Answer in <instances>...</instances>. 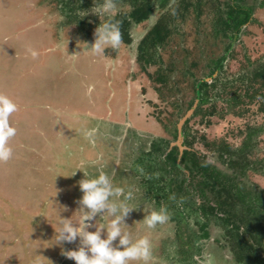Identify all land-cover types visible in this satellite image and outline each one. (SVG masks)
<instances>
[{
	"label": "rangeland",
	"instance_id": "374dc122",
	"mask_svg": "<svg viewBox=\"0 0 264 264\" xmlns=\"http://www.w3.org/2000/svg\"><path fill=\"white\" fill-rule=\"evenodd\" d=\"M114 4L112 16H129L130 3ZM95 7L78 13L94 25L84 37L75 32L77 25L66 23L61 12L65 6L58 2L0 0V95L17 105V111L9 118L10 125L16 128L15 136L8 141L12 156L0 162V264H75L61 249H78L79 238L73 243L53 245L54 229L58 230L60 216L73 223L81 221L84 213L77 203L82 196L77 181L83 178V172L77 169L84 168L90 176L96 175L92 162L98 157L102 158L103 170L112 176L114 186L134 193L129 206L137 209L129 213L127 225L121 227L133 240L149 236L153 245L151 264H237L221 220L200 216L201 211L187 217L190 213L185 210V223L179 227L170 212L176 207L169 209L163 196L158 200L154 193H146L144 169L150 163H164V155L157 154L153 142L177 143L174 130L185 117L180 120L177 114L184 113L195 97L193 83L206 76L207 63L227 53L228 40L215 46V41L202 38V34L198 36L200 32L212 37L214 26L208 17L198 32L192 18L186 24L178 21L175 34L188 32L182 49L184 52L189 48L186 59L182 60L183 52L172 59L170 52L175 47L171 45L159 49L160 64L141 63L138 45L166 13L157 8L149 21L130 26V44L121 40L118 48L106 47L103 53L93 54L88 45L94 43L96 28L107 18L91 14ZM254 18L256 24L243 29L227 54L224 76L228 78L236 79L250 67L249 60L253 69L264 65V10L256 9ZM195 40H201L200 46ZM32 52L36 53L35 58ZM171 59L179 62L169 73V83L164 85L157 81L158 68L166 69ZM194 62L198 66L190 65ZM187 72L194 74L184 75ZM229 92L243 91L238 86ZM250 92L255 97L254 101L246 99L249 110L244 117L232 113L224 118L211 117L210 126L197 117L190 121L191 132H203L211 142L226 139L235 147L241 146L247 125L264 124V89L257 91V95L252 89ZM224 103L218 102L219 110ZM93 129L91 143L85 133ZM182 137L180 143L184 142V134ZM258 139L259 147L251 155L255 163L264 158V133ZM203 143L201 146L196 141L194 146L207 153L208 160L222 173H229L218 154L208 151ZM150 151L155 160L149 158ZM76 170L74 176L67 177ZM229 174L236 184L258 194L263 192L264 197V172H249L243 177L237 176V172ZM200 202L199 198H192L189 209L199 208L195 204ZM144 206L145 211L168 208L169 221L147 229L142 221ZM96 221L99 227L105 226L99 216L89 223L95 225ZM198 222L209 223L208 237H203Z\"/></svg>",
	"mask_w": 264,
	"mask_h": 264
},
{
	"label": "trees",
	"instance_id": "16d2710c",
	"mask_svg": "<svg viewBox=\"0 0 264 264\" xmlns=\"http://www.w3.org/2000/svg\"><path fill=\"white\" fill-rule=\"evenodd\" d=\"M58 2L59 5L65 6L63 12L68 25H77V35L84 37L90 33L91 22L79 12H87L92 7L98 6L104 0H49ZM125 1L130 3L132 9L128 17H122L116 13L114 16L107 17L105 22L117 24L121 34L122 42L131 43L128 29L130 26L141 25L149 21L159 8L166 10L153 24L150 31L141 40L138 45V58L141 63L160 64L161 58L158 56L160 48H168L171 45L175 47L170 53L172 59L181 55L183 45L188 36V32L177 31L178 21L183 24L193 19L197 32L204 24L208 17L212 20L214 28H211L212 37L205 33L202 38L224 43L225 39L229 42L226 48V54L213 58L206 67L208 68L205 77L198 79L193 83L195 97L189 102L184 113L177 114L181 120L189 110H191L199 101L193 116L183 127L184 142L183 150L172 141L158 143L153 142V147L157 154L162 153L165 157L164 163L149 164L144 166L147 174L146 193L155 194V198L160 200L163 196L169 209L175 206L172 218L177 221L179 227L185 220V213H190L187 217L200 213L205 218H217L225 226L224 237L228 240V246L232 249L237 264H264V197L255 191L246 189L235 183V178H231L229 173L237 172L239 177L247 176L249 172H264V158L262 162H253L251 155L259 147V136L264 133V124L262 126L247 125L244 140L239 147L233 146L226 139L220 141L209 140L205 133L198 131L191 132L189 128L190 121L194 118L201 117V123L210 126L211 117L224 118L229 114L244 117L248 112V98L254 101L255 96L250 95V89L257 91L264 89V65L260 68L253 69L249 60V66L242 70L235 79L228 78L225 73V62L227 54L232 50L234 41H236L243 29L252 24H256L254 14L256 9L264 10V0L260 3H253L251 0H113L114 3ZM256 1V0H252ZM211 8V10H209ZM163 14V13H162ZM204 19V21H202ZM77 23V24H75ZM87 23V24H86ZM188 23V22H187ZM89 31V32H88ZM74 32V33H75ZM199 38V37H198ZM201 40H195L200 46ZM217 43V44H218ZM201 53L203 50L199 49ZM189 48H186L182 54V60L186 59ZM171 59V60H172ZM179 60H172L169 66L164 69L163 66L158 68L157 81L167 85L170 80L169 73L173 67L178 64ZM198 66V62L190 64ZM191 70V68H187ZM194 73L187 72L184 75L193 76ZM208 79H212L210 83ZM260 85L258 88L257 85ZM241 86L243 92H229L230 90ZM230 95V98H228ZM257 95V94H255ZM224 101V108L219 110L218 102ZM244 107V108H243ZM243 108V109H242ZM261 112L264 113V102L261 105ZM208 119V120H207ZM174 141L178 142V127L174 130ZM218 154L223 160V165L227 168L226 172L220 170L208 160V154L202 153L200 148H196L195 142ZM163 143V144H162ZM165 146V147H163ZM216 147L215 149H213ZM167 148V149H166ZM149 158L154 159L153 152H149ZM142 160V159H141ZM155 160V159H154ZM155 165V166H153ZM252 191V192H251ZM254 193V194H253ZM199 198L200 204L197 209H189L188 203L192 198ZM161 205V202L158 201ZM170 205V206H169ZM159 207V206H158ZM187 219V218H186ZM200 222V221H199ZM198 222V224H200ZM208 222L200 224V230L203 237H208Z\"/></svg>",
	"mask_w": 264,
	"mask_h": 264
},
{
	"label": "clouds",
	"instance_id": "9594fccd",
	"mask_svg": "<svg viewBox=\"0 0 264 264\" xmlns=\"http://www.w3.org/2000/svg\"><path fill=\"white\" fill-rule=\"evenodd\" d=\"M114 11L113 0H104L91 14L100 19L105 16L111 17ZM120 44L121 34L118 25L100 22L95 30V41L88 45V50L93 54H101L106 47L116 49ZM32 56L35 58L36 53L32 52ZM16 111L17 105L9 97L0 95V162L8 161L12 156L8 141L15 136L16 128L10 125L9 118ZM94 133L95 129L85 133L91 143H94L92 140ZM101 159L98 157L92 162L97 172L94 176H90L84 168L77 169L83 172V178L77 181L82 193L77 203L84 215L77 223L60 216L58 230L54 229L55 243L53 245L73 243L79 238L78 249L67 251L61 249L62 254L74 260L75 264H151L153 245L149 236L145 235L133 240L131 235L123 231L121 227L122 224L127 225L125 219L129 213L137 209L129 206L134 193L131 190L126 191L123 187L114 186L112 176L103 170L104 165L100 163ZM77 170L67 177L74 176ZM143 211L145 212L143 224L150 230L167 223L170 219L164 206L159 209L148 208L147 211L144 206ZM97 216L99 221L104 223L103 228L98 226V220L95 225L89 223L96 220ZM93 227L96 230L89 231Z\"/></svg>",
	"mask_w": 264,
	"mask_h": 264
},
{
	"label": "water",
	"instance_id": "95a60500",
	"mask_svg": "<svg viewBox=\"0 0 264 264\" xmlns=\"http://www.w3.org/2000/svg\"><path fill=\"white\" fill-rule=\"evenodd\" d=\"M208 81H209V80H208ZM209 82H210V81H209ZM198 103H199V101H196V103L194 104L193 108L187 112V114L185 115V117H184V118L181 120V122L179 123V126H178L179 139H178V142H177L176 145H178V146L181 148V150H183L182 142L180 143V141H182V138H183V137H182V136H183L182 128H183L185 122H186L190 117L193 116V114H194V112H195V110H196V108H197V106H198Z\"/></svg>",
	"mask_w": 264,
	"mask_h": 264
},
{
	"label": "flooded vegetation",
	"instance_id": "af4514ba",
	"mask_svg": "<svg viewBox=\"0 0 264 264\" xmlns=\"http://www.w3.org/2000/svg\"><path fill=\"white\" fill-rule=\"evenodd\" d=\"M129 127V126H128ZM136 131V130H135Z\"/></svg>",
	"mask_w": 264,
	"mask_h": 264
}]
</instances>
